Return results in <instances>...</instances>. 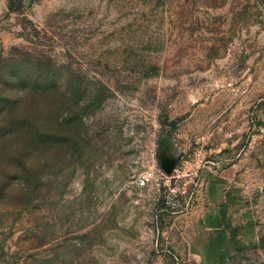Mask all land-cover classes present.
<instances>
[{
    "label": "rangeland",
    "instance_id": "rangeland-1",
    "mask_svg": "<svg viewBox=\"0 0 264 264\" xmlns=\"http://www.w3.org/2000/svg\"><path fill=\"white\" fill-rule=\"evenodd\" d=\"M0 264H264V0H0Z\"/></svg>",
    "mask_w": 264,
    "mask_h": 264
},
{
    "label": "built area",
    "instance_id": "built-area-1",
    "mask_svg": "<svg viewBox=\"0 0 264 264\" xmlns=\"http://www.w3.org/2000/svg\"><path fill=\"white\" fill-rule=\"evenodd\" d=\"M153 177V172L152 171H148V172H144L141 176H140V182L141 184H146L148 183Z\"/></svg>",
    "mask_w": 264,
    "mask_h": 264
},
{
    "label": "trees",
    "instance_id": "trees-1",
    "mask_svg": "<svg viewBox=\"0 0 264 264\" xmlns=\"http://www.w3.org/2000/svg\"><path fill=\"white\" fill-rule=\"evenodd\" d=\"M11 7H13V6H11ZM42 84H44V85H45V84H46V82H42ZM24 98L26 99L27 97H24ZM28 99H29V98H28Z\"/></svg>",
    "mask_w": 264,
    "mask_h": 264
}]
</instances>
